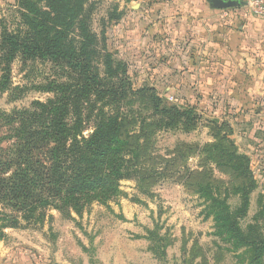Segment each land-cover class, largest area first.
<instances>
[{
  "label": "rangeland",
  "instance_id": "rangeland-1",
  "mask_svg": "<svg viewBox=\"0 0 264 264\" xmlns=\"http://www.w3.org/2000/svg\"><path fill=\"white\" fill-rule=\"evenodd\" d=\"M241 1L244 5L228 8L211 7L208 0L84 4L70 41L79 47L84 42L80 26L87 27L98 73L128 93L110 110L123 122L138 155V173L121 182L120 195L106 204L93 202L82 216L68 218L50 210L43 224L7 230L0 242V264H241L238 256L244 250L215 236L214 222L203 212L204 199L196 193L197 183L208 182L222 197L229 194L233 210L240 206L234 191L249 180L226 163L229 152L250 160L257 188L242 229L251 226L264 241V92L259 94L254 86L239 91L244 75L224 67L227 59L222 55L246 50L247 81H259V71L250 67L259 53L256 38L259 19L264 18L252 15ZM23 3L0 0V36L25 35ZM39 7L51 13L46 0ZM213 53L220 55L213 58ZM110 63L118 71L114 78L106 77ZM64 75L52 63L17 59L11 82L20 90L13 95L0 92V111L46 102L53 95L37 87ZM150 90L163 107L194 111L196 125L160 128L161 115L154 112ZM94 102L90 97L83 106ZM85 126V135L92 133L93 119ZM6 134L0 126V141ZM7 147L9 142L3 141L0 155ZM148 231H156L158 241L151 242ZM153 246H159L160 259L150 251Z\"/></svg>",
  "mask_w": 264,
  "mask_h": 264
},
{
  "label": "trees",
  "instance_id": "trees-1",
  "mask_svg": "<svg viewBox=\"0 0 264 264\" xmlns=\"http://www.w3.org/2000/svg\"><path fill=\"white\" fill-rule=\"evenodd\" d=\"M46 1L51 13L39 7L42 0H24V36L6 32L0 36L1 93L13 95L20 90L11 82L12 66L17 59L49 62L66 71L60 80L37 87L53 95L46 102L34 101L27 109L0 111V126L7 133L0 145L9 142L0 155V242L7 238L9 229H20L24 223L43 224L50 210L68 218L73 213L82 216L93 202L106 204L120 195L121 182L138 173V155L123 131V122L110 110L128 93L98 73L87 27L80 26L84 42L79 47L70 41L88 0ZM106 72L107 78L118 74L112 63L107 64ZM149 92L155 114L161 115L160 128L182 124L191 129L196 125L198 116L194 111L163 107L155 91ZM90 97L95 102L85 108L83 103ZM89 119H93L92 133L85 135ZM227 156L226 163L237 176L249 180L248 186L234 191L240 206L233 210L229 194L222 197L208 182L197 183L196 193L204 199L203 212L206 219L213 220L215 236L232 242L237 251L244 250L238 256L240 263L264 264V241L259 240L258 232L251 226L247 231L242 229L250 196L257 188L250 160L236 152ZM148 233L151 242L157 240L156 231ZM159 250V246L150 249L158 259L162 257Z\"/></svg>",
  "mask_w": 264,
  "mask_h": 264
},
{
  "label": "crops",
  "instance_id": "crops-1",
  "mask_svg": "<svg viewBox=\"0 0 264 264\" xmlns=\"http://www.w3.org/2000/svg\"><path fill=\"white\" fill-rule=\"evenodd\" d=\"M246 23L243 25V27L246 26ZM256 39H257L256 40L257 43L259 44V53L257 51L256 58H254L255 60L253 62V66H251L250 68H256L257 70H255V73H258L259 71V81L258 80H252L251 82L247 81V75H248L247 69L249 68V64L247 62L248 53L246 52V50H243V48L240 47V49L238 50L234 49L228 52L226 51L222 53V55H224V58L227 59L224 60V67L228 65L232 69H239L237 71L240 72V75L241 74L244 75L245 80L243 81H245V83L243 82L239 84L238 90L248 91L251 86H254V89L259 90V94H261L262 92H264V20L263 19H259V37H257ZM217 54L220 55V53H213L212 54L214 55L213 58H215L216 57L215 55ZM232 90L235 89L232 88Z\"/></svg>",
  "mask_w": 264,
  "mask_h": 264
},
{
  "label": "built area",
  "instance_id": "built-area-1",
  "mask_svg": "<svg viewBox=\"0 0 264 264\" xmlns=\"http://www.w3.org/2000/svg\"><path fill=\"white\" fill-rule=\"evenodd\" d=\"M245 2L252 15L264 18V0H245Z\"/></svg>",
  "mask_w": 264,
  "mask_h": 264
},
{
  "label": "water",
  "instance_id": "water-1",
  "mask_svg": "<svg viewBox=\"0 0 264 264\" xmlns=\"http://www.w3.org/2000/svg\"><path fill=\"white\" fill-rule=\"evenodd\" d=\"M211 7L215 8H228L233 6H242L244 2L241 0H208Z\"/></svg>",
  "mask_w": 264,
  "mask_h": 264
}]
</instances>
